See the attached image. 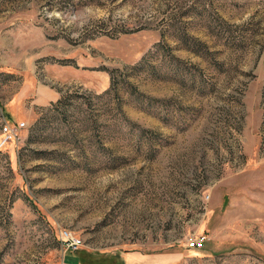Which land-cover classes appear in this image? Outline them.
<instances>
[{
    "label": "rangeland",
    "instance_id": "1",
    "mask_svg": "<svg viewBox=\"0 0 264 264\" xmlns=\"http://www.w3.org/2000/svg\"><path fill=\"white\" fill-rule=\"evenodd\" d=\"M4 120L0 264H264V0H0Z\"/></svg>",
    "mask_w": 264,
    "mask_h": 264
},
{
    "label": "built area",
    "instance_id": "2",
    "mask_svg": "<svg viewBox=\"0 0 264 264\" xmlns=\"http://www.w3.org/2000/svg\"><path fill=\"white\" fill-rule=\"evenodd\" d=\"M25 127L24 123L14 124L4 120L1 126L0 152L9 144L17 146L20 140V132ZM59 242L66 252L76 253L83 248L82 239L74 232L68 229L61 230L59 233ZM204 237L190 238L188 247L191 249H200L204 244Z\"/></svg>",
    "mask_w": 264,
    "mask_h": 264
},
{
    "label": "trees",
    "instance_id": "3",
    "mask_svg": "<svg viewBox=\"0 0 264 264\" xmlns=\"http://www.w3.org/2000/svg\"><path fill=\"white\" fill-rule=\"evenodd\" d=\"M62 100H63V99H60L59 103H61V102H62ZM76 253H79V251H78V252H76Z\"/></svg>",
    "mask_w": 264,
    "mask_h": 264
}]
</instances>
